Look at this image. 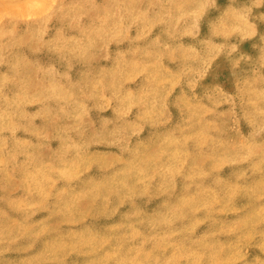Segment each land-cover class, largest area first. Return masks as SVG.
I'll return each mask as SVG.
<instances>
[{
	"label": "clouds",
	"instance_id": "obj_1",
	"mask_svg": "<svg viewBox=\"0 0 264 264\" xmlns=\"http://www.w3.org/2000/svg\"><path fill=\"white\" fill-rule=\"evenodd\" d=\"M0 264H264V0H0Z\"/></svg>",
	"mask_w": 264,
	"mask_h": 264
}]
</instances>
